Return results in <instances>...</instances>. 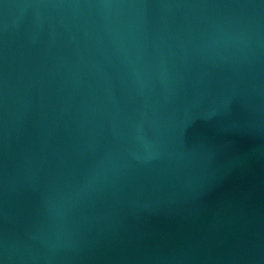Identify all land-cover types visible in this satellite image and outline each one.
I'll return each instance as SVG.
<instances>
[{
  "label": "water",
  "instance_id": "1",
  "mask_svg": "<svg viewBox=\"0 0 264 264\" xmlns=\"http://www.w3.org/2000/svg\"><path fill=\"white\" fill-rule=\"evenodd\" d=\"M0 264H264V0H0Z\"/></svg>",
  "mask_w": 264,
  "mask_h": 264
}]
</instances>
